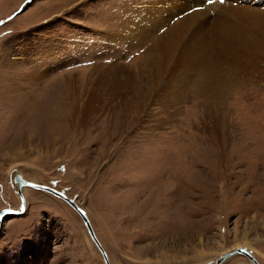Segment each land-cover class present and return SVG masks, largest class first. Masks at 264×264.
<instances>
[{"label": "rangeland", "instance_id": "1", "mask_svg": "<svg viewBox=\"0 0 264 264\" xmlns=\"http://www.w3.org/2000/svg\"><path fill=\"white\" fill-rule=\"evenodd\" d=\"M225 3L197 76L164 51L187 38L174 0H0V209L18 208L20 173L87 212L110 264H205L235 247L264 264V0ZM136 22L163 25L154 49L126 41L144 36ZM154 50L168 66L140 90ZM23 195L0 223V264H103L69 205Z\"/></svg>", "mask_w": 264, "mask_h": 264}, {"label": "bare ground", "instance_id": "2", "mask_svg": "<svg viewBox=\"0 0 264 264\" xmlns=\"http://www.w3.org/2000/svg\"><path fill=\"white\" fill-rule=\"evenodd\" d=\"M205 1H206L207 5L205 4ZM218 1L220 2V0H217V1L216 0H174V3H176V5L174 6L175 9L172 10V12L170 13L172 15H169V18H171V17L173 18V16L174 17H179L180 16V18H177V20H176L177 22L176 23H182V25L179 26V29L184 32V34H185V36H187V38L185 40L186 42L185 41H184L185 43L183 42L184 43L183 46H180L178 48L170 47L169 49L164 48V51H166V52H167V50H170L171 52L174 51L177 54V57L176 58H173V61H172L173 62V65H174L173 67H176V68L180 67L181 70L182 69H185V72L188 71V74H190L192 72L198 73L197 76H200L199 74H202L204 71H207V69H209L210 66L205 69V67L207 66L206 59L203 56H201V55L198 54V53L205 54L200 47L203 46V45H205V43L207 41L206 39H202L203 40V42H202L201 37L203 35L202 36H200V35L202 34V32L204 30H208V31L210 30L211 31L213 28H215L218 25L223 30H225V28H224V26L222 24H226L225 23L226 16H228V13L230 14V11H232L231 10L232 7L231 6H228L229 5L228 3H225L224 2V4H218ZM226 4H228V5H226ZM189 6L190 7H193V8L185 13L184 10L187 7H189ZM236 9H237V7H236ZM258 11L260 12V10H258ZM159 12H160V10H159ZM210 12H214L215 13V15H214L215 17L214 18L210 17V14H209ZM182 13H185V16H183ZM251 13H249V14H251ZM162 17H164V16H162ZM170 20H172V19H170ZM165 22H167V21L165 20ZM210 22H212V24H213L211 27H209V23ZM136 24H137V22H136ZM132 25H134V22L132 23ZM158 26H160V25L159 24H155V25L152 24L148 28H143L141 25L139 26V23H138L136 26H132V28H138L139 30H144V36H140L138 38H136L135 36H132V37L128 38L126 41H128L129 44H133V43L138 44L139 48L140 47L141 48L142 47L146 48L147 45H148V43H149L150 46H151V49H154L152 47V44H151V39L154 37V36H152V31L155 28H157ZM160 27L163 28V25L160 26ZM228 27H231V25H228ZM168 29L177 30L178 28L175 25H172V26L168 27ZM217 30L218 29H216L215 32H217ZM198 31H200V33ZM107 33H108L107 40L109 42H111L110 40H112V38L118 37V33H114V34H112L113 32H111V33L110 32H107ZM131 34H135V31L132 32ZM224 34L225 33L222 31V34L220 36H217L216 37L215 43L216 42H218V43H216L215 45H216V48L219 47L221 49V51H222V54H223L222 59H223V63L225 65V67H229V69H231V67L229 66V63L227 64V62L230 61L229 60L230 58L228 57L229 56L228 55L229 54L228 53V50L230 49V51H231V48L232 47H231L230 43L229 44L226 43V41H225V39L223 37ZM149 36H151V38ZM185 36L183 35L182 40H183V38H185ZM174 37H175L176 40L179 39L178 35H175ZM136 39H140V40L136 42ZM200 40H201V43H199ZM212 53L215 54L214 51ZM145 55L147 56V58L150 57L151 61H150L149 66L148 67L144 66L142 68V71L140 70V75L138 77H136L137 78V81H138V86L136 88H138L140 90L141 89L150 90V86H154L156 82H159V78H158L159 77V74H161V72L168 66V65H164L162 67V65H161V58L162 57L160 55H158L155 52V50L154 51L146 52ZM172 57H174V56H172ZM170 59H172V58H170ZM155 62H158V64L156 65ZM230 63H231V61H230ZM150 65L152 66V68L150 67ZM170 66L171 65H169V68H170ZM172 70L170 72H168V71L167 72L173 74V71ZM180 74L183 75L184 73H182V71H180ZM33 79H36V77L33 78ZM167 85H171V82L165 83V86H167ZM18 174L20 175V177L22 179H24L23 176L20 173H18ZM25 181H27V180H25ZM11 183H12L13 193H15L19 198H21V197L23 198V200H24L23 201L24 202L23 203V205H24V208L23 209L25 210L26 201L24 199L23 189H33V188L28 187V186H21L19 189H17V187H15L16 186V183L13 180H11ZM33 190H36V189H33ZM44 192H46V191H44ZM46 193H48V192H46ZM48 194H50V193H48ZM56 199H58V198H56ZM75 205H77V204H75ZM24 210H23V212H24ZM73 210L75 211V213H77L75 209H73ZM84 215H85L86 219L88 220L89 225L91 226V228L93 230V226H92V224H91V222H90V220L88 218V215H87V212L86 211L84 212ZM2 220H3V218H1L0 223H2ZM93 233H94V230H93ZM94 235H95V233H94ZM96 239L98 240L97 237H96ZM98 242H99V240H98ZM99 244H100V246L102 248V245H101L100 242H99ZM240 248H242V247H240ZM103 253L105 255H104V257L101 256V258H103L108 264H110V262L108 260V257H107V255H106V253H105L104 250H103ZM235 255H237V254H235ZM251 255L255 258L254 254H251ZM240 256H243V255H240ZM229 258L230 257L224 259L219 264H222V262H225ZM212 262L213 261H211L209 264H213ZM250 264H252V263L250 262Z\"/></svg>", "mask_w": 264, "mask_h": 264}, {"label": "water", "instance_id": "3", "mask_svg": "<svg viewBox=\"0 0 264 264\" xmlns=\"http://www.w3.org/2000/svg\"><path fill=\"white\" fill-rule=\"evenodd\" d=\"M13 181L16 183L17 189H19L21 186H28V187H31V188L36 189V190L46 191V192L50 193L52 196H54L55 198H58L59 200L63 201L65 204L69 205L72 209H75L78 216H80V218L82 220V224L86 230V233L88 234L89 238L93 242V245L95 246V248L97 249V251L100 254L102 253L101 256L104 257L105 254L103 253V249L101 248L98 240L96 239V236L94 235L93 230H92L91 226L88 223V220L86 219V217L84 215V211L82 209H80L77 205H75V203H73L70 198H68L62 192L56 191L47 185L40 184L37 182L25 181L24 179H22L20 177V175L18 173H16L13 176ZM23 201L24 200L21 197L19 199L18 209H9V208L0 209V220H1V218L5 217V216L19 215L23 211V208H24V205H23L24 202ZM235 254L243 255L252 264H258L257 260L245 248H240V247L232 248L231 250L226 251V252L216 256L215 258L212 259L213 260L212 263L213 264H219L224 259L231 257ZM102 262H103V264H108L103 258H102ZM205 264H209V262H206Z\"/></svg>", "mask_w": 264, "mask_h": 264}, {"label": "snow or ice", "instance_id": "4", "mask_svg": "<svg viewBox=\"0 0 264 264\" xmlns=\"http://www.w3.org/2000/svg\"><path fill=\"white\" fill-rule=\"evenodd\" d=\"M220 2H221V3H224V2H225V0H220Z\"/></svg>", "mask_w": 264, "mask_h": 264}]
</instances>
